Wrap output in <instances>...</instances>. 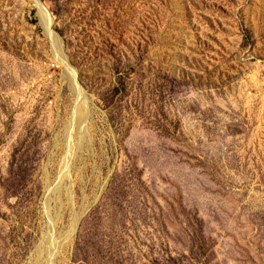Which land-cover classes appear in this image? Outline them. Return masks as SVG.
I'll return each instance as SVG.
<instances>
[{
  "label": "rangeland",
  "instance_id": "374dc122",
  "mask_svg": "<svg viewBox=\"0 0 264 264\" xmlns=\"http://www.w3.org/2000/svg\"><path fill=\"white\" fill-rule=\"evenodd\" d=\"M40 1L59 52L0 0V264H264V0Z\"/></svg>",
  "mask_w": 264,
  "mask_h": 264
},
{
  "label": "bare ground",
  "instance_id": "6f19581e",
  "mask_svg": "<svg viewBox=\"0 0 264 264\" xmlns=\"http://www.w3.org/2000/svg\"><path fill=\"white\" fill-rule=\"evenodd\" d=\"M34 3L36 4V6L39 9L40 19H41V22L43 24V27H44L46 33L54 40L55 50H56V52H59V50H61V44H60L59 40H57L55 38V36L53 35V31L51 29V25H52L51 14L49 13V11L46 9V7L43 5V3L40 0H34ZM70 80H71V82H73V84L75 83L76 75L74 73H72ZM77 90H78V93H77L78 94V100L81 101V100L86 99L87 96L83 92V90L81 88H78Z\"/></svg>",
  "mask_w": 264,
  "mask_h": 264
}]
</instances>
